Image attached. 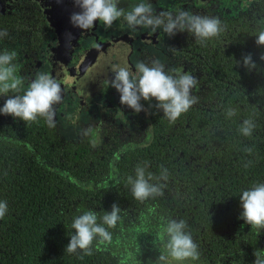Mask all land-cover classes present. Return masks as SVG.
<instances>
[{
    "label": "trees",
    "instance_id": "obj_1",
    "mask_svg": "<svg viewBox=\"0 0 264 264\" xmlns=\"http://www.w3.org/2000/svg\"><path fill=\"white\" fill-rule=\"evenodd\" d=\"M220 21L223 31L200 44L194 58L203 84L197 103L178 126L161 112L151 114L158 123L148 144L142 122H134L130 136L109 134L93 148L90 133L71 141L43 118L24 122L0 114V201L8 205L0 219V264H124L132 258L155 264L170 219L184 220L198 245L199 260L184 264H254V252L264 251V229L240 218L239 196L264 183V46L255 43L264 29V0ZM20 22L18 15H0V31L9 33L0 44L21 39ZM249 54L251 70L243 65ZM7 99L0 97V107ZM229 109L235 115L228 117ZM245 119L256 125L251 136L239 131ZM137 165H147L150 183L166 184L162 196L133 198L127 181ZM164 169L167 181L157 179ZM113 204L121 219L108 229L111 244L100 245L106 250H97L94 240L92 255L68 254L73 218L89 210L99 218Z\"/></svg>",
    "mask_w": 264,
    "mask_h": 264
},
{
    "label": "clouds",
    "instance_id": "obj_2",
    "mask_svg": "<svg viewBox=\"0 0 264 264\" xmlns=\"http://www.w3.org/2000/svg\"><path fill=\"white\" fill-rule=\"evenodd\" d=\"M73 2L80 11L70 15V23L84 31L92 29L97 21L108 29L115 22L122 20L132 31L149 29L156 33L159 29L169 37L187 31L195 37L197 43L215 38L223 31L218 17L194 14L182 9L175 14L170 11H161L157 14L149 0H137L127 9L118 7L121 0H73ZM8 35L7 30L0 31V40ZM255 43L264 46V29L259 30ZM17 55L15 50L0 51V96L9 97L0 107V114L11 115L24 122H34L38 118H43L49 127H56L55 106L63 101L61 82L46 72H37L27 87H23L24 79L16 74L17 66L14 61ZM260 59L264 60V56ZM243 65L249 70L256 67L250 54L243 58ZM109 67L114 78L106 80L108 87L114 88L120 94L121 105L134 110L135 113L144 110L141 100L145 102L155 100V107L162 110L163 116L170 122H175L197 103V97L191 92L197 86L198 80L191 72H185L182 66L166 70V65L160 59H154L151 64L137 61L134 64L135 70L127 61L111 63ZM233 115L235 110L229 109L227 116ZM255 127L253 120L245 119L239 131L244 136H251ZM90 131V128L84 129L82 134L87 136ZM98 143L97 140L91 141L93 148L97 147ZM246 151L251 152V149ZM146 167L147 165H137L135 177L129 176L127 181L131 186L133 198L140 202L162 196L166 187L163 183H150L154 177L151 173L146 176ZM157 179L167 181V169H164ZM239 198L242 208L240 218L253 229H264V183H257L243 190ZM7 211V202L0 201V219L5 217ZM120 211L121 209L113 204L111 212H104L99 218L97 213L91 210L74 217L71 228L75 232L70 236L65 251L74 254L80 250L83 255L90 256L93 254L94 240L97 241V250H106V247L101 249L100 245L111 244L112 234L108 229L117 226L121 219ZM186 228L184 220L170 219L166 222L163 230L166 240L155 264H184L186 261L199 260L198 245ZM254 255L256 257L254 264H264V251H255Z\"/></svg>",
    "mask_w": 264,
    "mask_h": 264
},
{
    "label": "flooded vegetation",
    "instance_id": "obj_3",
    "mask_svg": "<svg viewBox=\"0 0 264 264\" xmlns=\"http://www.w3.org/2000/svg\"><path fill=\"white\" fill-rule=\"evenodd\" d=\"M256 1L149 0L157 14L161 11L175 14L182 9L219 19L246 14ZM135 2L137 0H121L118 7L127 9ZM79 11L73 0H0V15H18L24 25L21 39L10 44L5 41L0 47L2 50L8 46L17 48L14 63L16 74L24 79L23 87H27L37 72H46L61 82L63 101L55 106V122L63 138L64 125L78 124L75 137L65 139L76 141L84 129L90 128L91 139L97 140L99 146L109 134L130 136L136 129L134 122H142L146 132L143 144H148L152 138V124L158 123L151 114L163 112L155 107V100H141L144 110L139 113L121 105L120 94L106 83L114 78L110 64L127 61L135 70L137 61L151 64L154 59H160L166 70L182 66L198 80L191 92L195 96L203 88L199 82L202 73L194 60L203 51L200 49L202 43H197L187 31L173 37L159 29L156 33L149 29L132 31L122 20L108 29L97 21L92 29L84 31L70 23V15ZM164 118L170 124L179 125L178 121Z\"/></svg>",
    "mask_w": 264,
    "mask_h": 264
},
{
    "label": "rangeland",
    "instance_id": "obj_4",
    "mask_svg": "<svg viewBox=\"0 0 264 264\" xmlns=\"http://www.w3.org/2000/svg\"><path fill=\"white\" fill-rule=\"evenodd\" d=\"M81 121V120H79ZM78 124H67L62 127V134L65 138L68 139H73L75 137V133L77 132L78 129ZM124 264H151V263H146L144 261L139 262L132 259H128Z\"/></svg>",
    "mask_w": 264,
    "mask_h": 264
}]
</instances>
